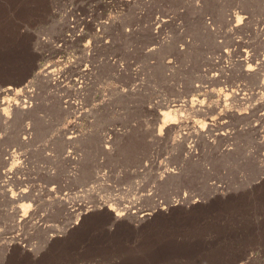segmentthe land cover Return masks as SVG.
Instances as JSON below:
<instances>
[{
	"label": "rangeland",
	"instance_id": "obj_1",
	"mask_svg": "<svg viewBox=\"0 0 264 264\" xmlns=\"http://www.w3.org/2000/svg\"><path fill=\"white\" fill-rule=\"evenodd\" d=\"M263 60L264 0H0V264H264Z\"/></svg>",
	"mask_w": 264,
	"mask_h": 264
},
{
	"label": "bare ground",
	"instance_id": "obj_2",
	"mask_svg": "<svg viewBox=\"0 0 264 264\" xmlns=\"http://www.w3.org/2000/svg\"><path fill=\"white\" fill-rule=\"evenodd\" d=\"M236 16V15H235ZM240 19V18H239ZM264 61V60H263ZM262 66V65H261ZM263 68L261 67V70H262ZM18 107H20V109H24V108H26L27 106H25L24 105V101L23 102H21V104L19 105V106H17V108ZM224 122V121H223ZM22 198V197H21ZM144 218V217H143ZM118 219V217H116L115 218V220H117ZM145 219V218H144ZM144 219H142V220H144Z\"/></svg>",
	"mask_w": 264,
	"mask_h": 264
}]
</instances>
